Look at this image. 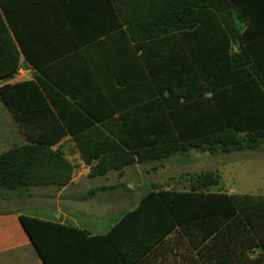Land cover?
Returning <instances> with one entry per match:
<instances>
[{
    "label": "crops",
    "instance_id": "1",
    "mask_svg": "<svg viewBox=\"0 0 264 264\" xmlns=\"http://www.w3.org/2000/svg\"><path fill=\"white\" fill-rule=\"evenodd\" d=\"M234 5L249 54L243 66L233 64L239 43L212 10L188 34L134 41L112 0H0L20 55L14 77L0 78V87L22 80L39 85L66 128L51 148L73 166L62 187L0 188V203L17 206L0 207V264H45L21 216L104 234L146 189L158 187L146 176L167 166L156 164L161 160L134 163L122 176L117 170L90 176L102 155L160 141L162 125L175 128L174 136L180 128L189 134L264 126V0ZM28 142L0 95V153ZM108 176V183H95ZM99 193L108 197L104 209L82 208ZM113 216L107 229L97 230L101 219Z\"/></svg>",
    "mask_w": 264,
    "mask_h": 264
},
{
    "label": "trees",
    "instance_id": "2",
    "mask_svg": "<svg viewBox=\"0 0 264 264\" xmlns=\"http://www.w3.org/2000/svg\"><path fill=\"white\" fill-rule=\"evenodd\" d=\"M112 2L134 41L174 32L188 34L200 27L205 10H212L239 43L233 64L249 63L234 0ZM19 63L18 48L0 12V78L14 77ZM0 95L29 140L0 153V188L14 191L35 185H67L73 166L51 148L66 135V128L42 89L33 80H22L2 85ZM159 129L160 141L104 154L89 175L117 170L122 176L128 165L192 150L214 155L264 148V126L195 128L189 134L180 128L177 136L172 126ZM190 179L186 191L149 188L104 234L89 236L87 230L25 215L21 220L45 264H264V195L209 192L219 183V176L209 170Z\"/></svg>",
    "mask_w": 264,
    "mask_h": 264
},
{
    "label": "rangeland",
    "instance_id": "3",
    "mask_svg": "<svg viewBox=\"0 0 264 264\" xmlns=\"http://www.w3.org/2000/svg\"><path fill=\"white\" fill-rule=\"evenodd\" d=\"M156 164L159 166L166 164L167 166L164 170H160L157 175H148L146 177L147 179L152 178L159 189L189 190L190 176L209 170L219 176V183L210 187L209 192L264 195V148L256 151L219 153L214 155L192 150L189 153H176ZM111 179H115L114 175ZM105 180L108 183L110 177L98 178L95 183L105 182ZM103 195L104 193H99L94 201L83 203L82 208L87 210L96 209L97 211L104 209V202L108 200V197H101ZM15 206L16 204L13 203H0V207L2 208L15 209ZM24 211L27 213V210ZM34 213L38 214L37 211ZM116 217H106L100 221L98 220L97 230L103 232L114 222Z\"/></svg>",
    "mask_w": 264,
    "mask_h": 264
}]
</instances>
